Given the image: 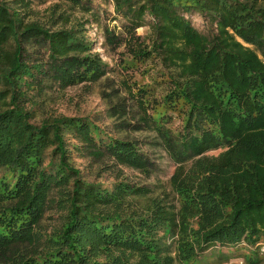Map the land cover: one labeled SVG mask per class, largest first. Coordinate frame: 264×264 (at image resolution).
Returning a JSON list of instances; mask_svg holds the SVG:
<instances>
[{"label":"trees","instance_id":"1","mask_svg":"<svg viewBox=\"0 0 264 264\" xmlns=\"http://www.w3.org/2000/svg\"><path fill=\"white\" fill-rule=\"evenodd\" d=\"M38 1L0 0V264L261 262L264 0H105L123 20L120 33L104 27L119 70L154 69L149 82H125L175 164L152 188L121 172L90 181L74 165L79 150L146 172L136 141L92 116L39 115L47 90L113 68L75 15L98 22L91 0Z\"/></svg>","mask_w":264,"mask_h":264},{"label":"rangeland","instance_id":"2","mask_svg":"<svg viewBox=\"0 0 264 264\" xmlns=\"http://www.w3.org/2000/svg\"><path fill=\"white\" fill-rule=\"evenodd\" d=\"M54 1L56 0L38 1L33 7L42 10ZM90 5L91 11H94L96 17L99 18L98 22L92 20L91 13L76 11L75 15L81 21L88 19V22L84 25L86 35L94 41L93 49L100 53L102 59L106 60L113 69L104 78L89 85L80 83L64 90H47L42 94L44 104L39 109V115L46 112L92 116L98 120L101 126L110 130L115 136L136 141L151 164L148 171H138L127 166H114L105 157L95 158L87 155L84 151H74L72 156L74 165L81 170L87 180L114 181L116 175L121 172L120 175H124L126 179L134 183L148 185L150 188L158 184L167 185L175 164L160 144L155 131H152L139 119L135 102L125 91V82H149L148 76L154 74V69L151 68L147 73L145 72V70L147 71L145 66L150 68V63H141L136 69L127 72L119 70L117 63L121 54L118 50L121 48L115 51L106 43L104 27L115 28V31L120 33L123 20L119 18L115 21L112 20V16H114L113 7L111 4H107L105 0H91ZM191 18L197 28L204 29L206 27L204 19L195 15ZM147 32L148 28L146 26L136 29V33L139 35H145ZM174 122L175 125L179 124L178 119H175ZM118 169L120 171H117ZM238 249L237 252L242 250V248ZM261 258L262 261L257 264H264V257L261 256ZM209 260L214 262L216 259L212 257ZM239 261H242V263ZM223 264L247 263L239 255L238 257H232Z\"/></svg>","mask_w":264,"mask_h":264},{"label":"built area","instance_id":"3","mask_svg":"<svg viewBox=\"0 0 264 264\" xmlns=\"http://www.w3.org/2000/svg\"><path fill=\"white\" fill-rule=\"evenodd\" d=\"M257 251L259 255L264 257V241H260L259 243H257ZM239 262L242 263V261Z\"/></svg>","mask_w":264,"mask_h":264}]
</instances>
